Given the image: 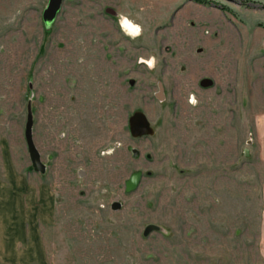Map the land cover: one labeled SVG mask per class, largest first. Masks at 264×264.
<instances>
[{"label": "rangeland", "instance_id": "374dc122", "mask_svg": "<svg viewBox=\"0 0 264 264\" xmlns=\"http://www.w3.org/2000/svg\"><path fill=\"white\" fill-rule=\"evenodd\" d=\"M49 1L0 0V264H264V0Z\"/></svg>", "mask_w": 264, "mask_h": 264}, {"label": "water", "instance_id": "95a60500", "mask_svg": "<svg viewBox=\"0 0 264 264\" xmlns=\"http://www.w3.org/2000/svg\"><path fill=\"white\" fill-rule=\"evenodd\" d=\"M63 5V0H50L47 6V9L44 11L43 14V21L44 25L47 29H50L52 25L55 23L60 10ZM33 115L30 113L28 115L26 127H25V139L27 143L28 153L30 157V161L32 167L36 173L44 174L46 172V167L41 161L40 153L38 152L34 139H33ZM129 129L131 136L135 139L144 138V137H152L154 136L155 132L149 122L148 118L144 113L137 112L129 119ZM134 158L138 159L140 154L137 151L133 153ZM143 178V174L141 172L134 173L128 182L125 185L126 193H133L135 192ZM113 210L118 211L120 210L119 204L113 205ZM153 231V228H149L144 233L145 236L149 235Z\"/></svg>", "mask_w": 264, "mask_h": 264}, {"label": "clouds", "instance_id": "9594fccd", "mask_svg": "<svg viewBox=\"0 0 264 264\" xmlns=\"http://www.w3.org/2000/svg\"><path fill=\"white\" fill-rule=\"evenodd\" d=\"M119 25H120V28L123 31V33L132 39H136L137 37H140L142 35V32H143L142 26L140 24L134 23L132 20H130L128 18V16H126L124 14L119 15ZM137 62L147 65V67L149 69H154L156 67V64H157V58H156V56H151L147 59L140 57V58H138ZM189 103H191L193 105L197 103L194 95H190ZM63 135H64V133H61V136H63ZM116 146L117 147L120 146L119 142H117ZM114 151H115L114 148H109L106 151L102 152L101 154L102 155H111L112 152H114ZM100 206L104 207L103 204H101Z\"/></svg>", "mask_w": 264, "mask_h": 264}, {"label": "flooded vegetation", "instance_id": "af4514ba", "mask_svg": "<svg viewBox=\"0 0 264 264\" xmlns=\"http://www.w3.org/2000/svg\"><path fill=\"white\" fill-rule=\"evenodd\" d=\"M210 83L208 81H199L197 84L194 85V83H188L184 86H182V90L184 89L187 93L189 92H194L195 91V87L198 89H204V91H210L213 87L211 85H209ZM159 96L160 100H163V92L162 89L160 88V92L157 94Z\"/></svg>", "mask_w": 264, "mask_h": 264}, {"label": "trees", "instance_id": "16d2710c", "mask_svg": "<svg viewBox=\"0 0 264 264\" xmlns=\"http://www.w3.org/2000/svg\"><path fill=\"white\" fill-rule=\"evenodd\" d=\"M242 4H247L250 2H254V0H239Z\"/></svg>", "mask_w": 264, "mask_h": 264}]
</instances>
